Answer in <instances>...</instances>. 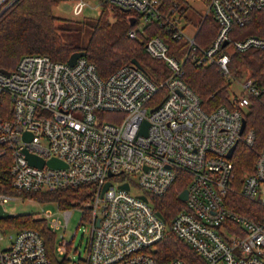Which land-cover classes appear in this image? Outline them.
I'll use <instances>...</instances> for the list:
<instances>
[{
	"label": "built area",
	"instance_id": "built-area-1",
	"mask_svg": "<svg viewBox=\"0 0 264 264\" xmlns=\"http://www.w3.org/2000/svg\"><path fill=\"white\" fill-rule=\"evenodd\" d=\"M13 1L0 0V11ZM74 1L72 10L80 14L88 2ZM100 2L133 11L128 16L134 18L128 30L132 38L149 24L165 26L172 39L183 43L180 55L171 54L160 35L146 39L147 54L167 68L158 83L131 62L101 77L84 56L70 65L29 53L13 70L0 69V100L4 94L9 98V115H0V157H9V185L6 188L0 181V205L4 209L3 204L16 196L35 200L26 193L90 185V198L80 205L60 208L46 202L58 211L42 209L41 215H35L55 233L57 256L67 259L74 232L67 240L57 230L64 231L73 210L81 213L90 233L85 258L74 264H187L180 258L160 262L153 253L168 229L205 264H264V215L256 220L226 204L233 179L230 158L238 142L251 146L255 141V130L246 125L245 115L251 100L264 95V85L248 73L241 82L242 93L229 106L206 111L183 79L186 59L195 65L214 64L229 80L232 49L264 50V37H229L232 27L247 23L264 0ZM195 2L205 7L201 18L211 15L218 25L207 46L195 40L200 23L192 32L186 30L188 11ZM161 87L163 97L157 101ZM106 111L121 112L120 121H101ZM144 120L145 134L140 131ZM26 153L42 159L43 165L30 164ZM51 158L60 164L49 165ZM124 175H135L141 192L131 193L130 181L121 178ZM179 175L185 177L187 196L180 200L177 195L181 205L166 219L157 214L152 197L162 196ZM123 183L128 189L120 187ZM240 194L264 205V142L253 171L243 176ZM3 231L0 240L5 238ZM0 264L52 263L39 231L23 227L14 229L6 246H0Z\"/></svg>",
	"mask_w": 264,
	"mask_h": 264
},
{
	"label": "trees",
	"instance_id": "trees-1",
	"mask_svg": "<svg viewBox=\"0 0 264 264\" xmlns=\"http://www.w3.org/2000/svg\"><path fill=\"white\" fill-rule=\"evenodd\" d=\"M59 1L14 0L5 8L0 14V69L13 70L23 54H45L52 60L65 62L72 52L83 50L84 57L95 64L101 77L108 76L120 66L135 59L142 66L143 71L158 83L167 73V68L160 60L147 54L144 47L146 39L160 35L166 41L169 52L176 56L180 55L178 49L183 43L172 39L165 26L158 23L149 24L145 26L144 31L138 32L136 37H130L128 30L132 24L129 22V15L125 16L127 11L107 2H100L101 9L97 17L72 21L71 25L87 28L89 35L86 42L83 44L68 42L60 33L66 27L57 24L58 17L52 12L53 6ZM189 20L195 24L200 23L195 40L200 46H207L218 28L213 17L211 15L198 19L189 17ZM250 35L264 37V6L254 10L250 20L244 25H234L229 33L231 39H242ZM228 68L230 71L245 68L257 84L264 85V50L232 49L229 52ZM183 70L184 81L198 95L203 109L209 111L221 104L230 105L227 93L229 81L216 65H195L186 59L183 62ZM163 92V87L158 89L155 94L157 101L161 100ZM0 115H9V98L5 94L0 100ZM245 118L246 125L255 130V141L251 146L238 142L231 155L233 179L231 189L226 196V204L233 210L257 220L264 215V205L244 198L240 194V189L243 176L253 171L255 158L264 142V95L251 100ZM8 167V155L1 156L0 181L4 180L6 188L9 185ZM182 175L174 180L162 196L152 197L155 209L166 219L181 205L177 195L186 185L185 177ZM25 195H30L41 202H55L59 207L67 208L80 205L89 199L91 186L82 184L56 191ZM23 227L39 231L52 264H67L65 257L59 258L55 253V233L49 230L44 218L32 213L12 214L0 218L1 230ZM153 253L160 262L180 258L187 264H205V261L187 243L169 229L163 239L155 244Z\"/></svg>",
	"mask_w": 264,
	"mask_h": 264
},
{
	"label": "rangeland",
	"instance_id": "rangeland-1",
	"mask_svg": "<svg viewBox=\"0 0 264 264\" xmlns=\"http://www.w3.org/2000/svg\"><path fill=\"white\" fill-rule=\"evenodd\" d=\"M74 0H60L56 5L53 6L52 12L55 16L58 17L57 24L64 28L60 33H62L63 39L77 44H83L88 38V30L82 29L71 25L72 21H82L89 20L97 17L101 9L99 0H87L88 4L83 8V11L80 14H75L72 10ZM205 7L199 3H194V8L191 7L188 11V15L194 19H198L203 15ZM133 14L132 10L125 12V16ZM191 22V23H190ZM189 25L186 26L188 32H192L195 27V23L190 20ZM233 76L229 79L227 86L228 97L231 100L233 97L242 93L241 82L248 75V70L245 68H239L236 71H230ZM236 78V79H234ZM122 117L121 112H106L103 113L100 117L101 121H107L112 123H118ZM126 178L130 181L131 193H139L141 190L135 183V175H124L121 178ZM113 181H118L119 178H112ZM149 198V197H148ZM151 204V200L149 201ZM5 210L12 214H21V213H32L34 215H41L42 209H50L53 212H57L58 208L53 203H46L44 201H39L37 199H25L20 196H16L13 199H9L3 204ZM61 208V207H60ZM81 213L78 210H73L70 218L68 220L67 226L64 229L57 230V234H63L64 238L69 240L74 232V235L71 238V243L69 245L67 259H69L68 264H74L78 258H85L86 256V246L89 238V225L86 223L85 219H80ZM14 231V228H4L3 240H0V246L4 247L7 244V237L10 233ZM78 251L80 253L78 254ZM62 258V256H58ZM218 264V263H217Z\"/></svg>",
	"mask_w": 264,
	"mask_h": 264
},
{
	"label": "water",
	"instance_id": "water-1",
	"mask_svg": "<svg viewBox=\"0 0 264 264\" xmlns=\"http://www.w3.org/2000/svg\"><path fill=\"white\" fill-rule=\"evenodd\" d=\"M5 10V8L3 10L0 11V14ZM124 11H127V9H123ZM129 22L132 24L134 22V18L130 17L129 18ZM225 43V42H224ZM85 55V52L83 50H76L74 52H72L68 59H67V63L72 65L75 63L76 59L78 57H81V56H84ZM131 63H133L134 65H136L138 68L142 69V66L138 63L137 60L135 59H132L131 60ZM3 70V69H1ZM3 71H6V70H3ZM148 126V122L147 121H143L142 124H141V132L142 133H146V128ZM244 126V120H243V124H242V127ZM234 146L231 147V149L228 151L227 153V156H230L232 150H233ZM26 158L28 160V162L30 164H33V165H37V166H42L43 165V160L40 159L39 157L33 155V154H30V153H26ZM47 163L51 166H56V165H59L60 164V161L56 158H51L47 161ZM109 184V181H106L105 184L103 185V190H105L107 188ZM121 188H124V189H128V184L127 183H123L120 185ZM186 196H187V190L186 188L182 189L179 193H178V198L180 200H185L186 199ZM140 198L146 200V196L145 195H139ZM158 215H160L159 212H157ZM12 213L8 212L7 210H4L2 208V206L0 205V218L1 217H8V216H11Z\"/></svg>",
	"mask_w": 264,
	"mask_h": 264
}]
</instances>
